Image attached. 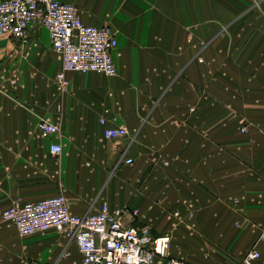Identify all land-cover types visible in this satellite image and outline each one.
Masks as SVG:
<instances>
[{"label":"crops","instance_id":"1","mask_svg":"<svg viewBox=\"0 0 264 264\" xmlns=\"http://www.w3.org/2000/svg\"><path fill=\"white\" fill-rule=\"evenodd\" d=\"M62 1L117 32L118 74L67 72L62 89L46 27L0 37V264H82L76 239L1 217L61 192L77 214L125 208L124 224L168 233L185 264L256 245L264 264V0ZM43 118L59 133L43 138ZM121 125L126 137H105Z\"/></svg>","mask_w":264,"mask_h":264},{"label":"built area","instance_id":"2","mask_svg":"<svg viewBox=\"0 0 264 264\" xmlns=\"http://www.w3.org/2000/svg\"><path fill=\"white\" fill-rule=\"evenodd\" d=\"M33 24L47 28L52 48L61 57V69L56 80L62 89L69 83L67 72H96L107 76L118 74L114 52L118 47L117 32L110 25L86 24L77 5L62 0H0V37L9 35L20 42L29 39ZM105 124L106 119L102 118ZM37 129L43 138L59 133L54 122L43 118ZM241 131L247 132V126ZM126 126L105 127L108 139L124 138ZM49 151L58 155L61 144L52 143ZM133 160L127 158L126 163ZM125 208H111L103 201L98 209L85 214L74 213L66 194L36 201L14 200L1 217L11 221L21 235H32L56 229L68 238L76 239L82 253V264H185L169 255L171 236H155L149 225L124 224ZM258 241H264V226ZM262 255L256 246L251 247L240 260L230 264H260Z\"/></svg>","mask_w":264,"mask_h":264}]
</instances>
